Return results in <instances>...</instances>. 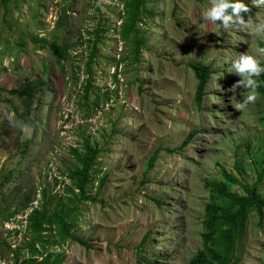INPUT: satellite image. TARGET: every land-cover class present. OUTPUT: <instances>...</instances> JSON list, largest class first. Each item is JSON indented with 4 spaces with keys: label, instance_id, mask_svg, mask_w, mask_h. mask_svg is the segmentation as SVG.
Wrapping results in <instances>:
<instances>
[{
    "label": "rangeland",
    "instance_id": "rangeland-1",
    "mask_svg": "<svg viewBox=\"0 0 264 264\" xmlns=\"http://www.w3.org/2000/svg\"><path fill=\"white\" fill-rule=\"evenodd\" d=\"M242 2L251 9L241 14L245 21H264V6ZM210 6L209 0L148 3L153 18L142 24L146 46L134 60L131 43L119 34L123 0H0V240L13 248L28 240L27 215L44 198H53V206L65 196L73 186L66 177L75 164L72 150L90 138L101 149L89 196L97 200L81 204L76 234L92 248L67 241L52 250L64 254V264L189 263L201 247L209 198L204 182L220 179L225 167L253 183L250 158L264 160V97L256 92L241 113L228 91L241 79L229 72L238 54L262 62L264 34L208 24L203 13ZM60 19L65 25L58 28ZM55 36L60 44L80 43L71 61L58 63L48 46L34 42ZM96 40L92 88L85 95V65ZM199 60L212 71L200 105L188 66ZM30 81L37 89L26 105L9 91ZM246 91L237 89L236 99L243 102ZM192 131L190 144L179 150ZM103 175L107 182L96 195ZM7 209L21 212L7 221L1 215ZM237 253L233 264H264V213L250 214ZM0 257V264H13L6 251Z\"/></svg>",
    "mask_w": 264,
    "mask_h": 264
},
{
    "label": "trees",
    "instance_id": "trees-1",
    "mask_svg": "<svg viewBox=\"0 0 264 264\" xmlns=\"http://www.w3.org/2000/svg\"><path fill=\"white\" fill-rule=\"evenodd\" d=\"M155 0H123V14L126 18L120 31V39L131 43V55L137 60L142 49L145 48L146 35L142 29V24L148 17L153 18V12L147 8V4ZM210 1V0H209ZM65 25V20L60 19L58 28ZM99 29L96 32L97 40H100ZM95 41L90 46V54L86 62V73L88 79L84 86L85 95L92 88L91 76L92 66L95 64L98 48ZM34 42L42 43V47L48 46L58 63L71 61L70 51L77 48L80 43L58 42L57 37L49 39L47 37L35 38ZM264 49V45L261 46ZM188 66L194 73L196 84V103L200 105L206 95V88L211 78V65L199 60L189 63ZM264 67V58L260 63ZM259 87L256 92L264 97V73L255 77ZM37 89V82L30 81L21 87L13 88L9 93L18 97L23 104H31L34 93ZM0 90L2 88L0 87ZM87 97V96H86ZM17 112V107L13 106ZM264 120V119H263ZM196 131L190 134L183 141L179 150L185 149L191 142ZM174 150H167L172 153ZM75 164L68 166L66 177L71 181L72 187L65 189V196L58 197L53 206L51 201L43 200V203L34 208L26 217L25 231L28 240L15 248L12 244L0 240V250H4L13 259V264H64L65 256L63 253H55L52 248L61 247L67 241L78 243L86 249H91L89 241L76 234L81 215L80 206L84 202H95L91 199L90 193L94 187V181L99 173H95L96 166L99 164L101 149L97 143H93L90 138H86L79 149L72 150ZM157 152L154 153L147 163L145 171L148 172L154 166ZM251 165L256 172V180L249 183L243 176L237 177L227 168L222 167L221 178L206 180L204 188L209 192V198L204 209L202 222L201 247L188 264H233L240 258L238 245L243 241L249 216L255 212L258 216L264 213V195L261 192L264 183V160L258 161L250 158ZM236 169L241 173L240 162H236ZM108 175H103L99 179L95 194L101 192L102 187L107 182ZM236 185L241 192L232 189ZM45 193L43 192V196ZM50 206V208H49ZM27 205L23 207L25 209ZM1 212L7 221L20 214V210ZM27 239V237H26ZM145 243V239L139 246V251ZM51 247V249H50ZM1 258V257H0Z\"/></svg>",
    "mask_w": 264,
    "mask_h": 264
},
{
    "label": "clouds",
    "instance_id": "clouds-1",
    "mask_svg": "<svg viewBox=\"0 0 264 264\" xmlns=\"http://www.w3.org/2000/svg\"><path fill=\"white\" fill-rule=\"evenodd\" d=\"M210 7L203 13V20L213 26H219L225 32L231 30L233 26H239L241 30H248L253 37L264 34V21L254 23L253 19L249 17L247 21L241 15L242 13H249L251 9L242 0H210ZM253 6H264V0H253ZM263 53L264 49L261 48ZM264 58V57H263ZM260 61L253 55L247 53L238 54L232 61V67L229 72L234 73L241 79L235 83L229 92L233 93L231 97L232 106L239 112L243 113L249 106L257 99L256 89L259 87L255 77L264 73V67L260 66ZM244 88L247 91L242 93L243 102L236 99L237 89ZM235 101V103H233Z\"/></svg>",
    "mask_w": 264,
    "mask_h": 264
}]
</instances>
